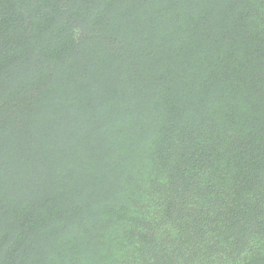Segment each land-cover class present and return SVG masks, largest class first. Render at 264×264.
I'll use <instances>...</instances> for the list:
<instances>
[{"label":"trees","instance_id":"trees-1","mask_svg":"<svg viewBox=\"0 0 264 264\" xmlns=\"http://www.w3.org/2000/svg\"><path fill=\"white\" fill-rule=\"evenodd\" d=\"M0 264H264V0H0Z\"/></svg>","mask_w":264,"mask_h":264}]
</instances>
